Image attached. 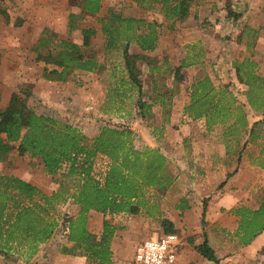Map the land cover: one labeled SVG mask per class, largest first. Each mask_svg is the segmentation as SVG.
<instances>
[{"label": "trees", "instance_id": "16d2710c", "mask_svg": "<svg viewBox=\"0 0 264 264\" xmlns=\"http://www.w3.org/2000/svg\"><path fill=\"white\" fill-rule=\"evenodd\" d=\"M132 1L144 11L159 13L165 19L175 22L188 17L194 0ZM81 2V12L68 14V34L78 28L74 24L76 17L82 18L85 14L96 15L102 9V0ZM225 5L227 17L237 19L240 16L239 12L230 8L229 1H226ZM0 13L7 14L2 7ZM97 19L104 37V47L111 49L123 45L121 54L125 81L135 85L138 94H141L140 68L137 64L139 54L130 52L129 43L134 41L141 50L154 49L158 38L155 21L123 16L114 10L107 11ZM79 30L80 42H75L68 38H56L54 31L47 27L42 28L30 50L35 54L36 61L43 62V79L65 81L74 70L93 72L102 67L97 58L88 52L90 37L96 34V29L81 27ZM252 32L256 36L257 30ZM167 57L162 64L151 68L163 78L160 84L152 75L151 81L154 88L159 84L165 86L164 90L158 92L159 101L162 103L160 112L164 118L170 112L172 96L180 79V67L187 64L182 59L180 64L173 65ZM255 64L256 61L250 57L234 62L237 80L247 87L244 92L245 101L240 103L226 85L215 87L209 77L204 75L195 79L187 88L188 101L183 110L191 118H203L207 129L215 124L222 125L221 136L226 154L230 151L231 143L237 147L241 145L237 161L241 151L246 149L248 144L256 145L258 150L255 156H252L253 161L264 168V75L255 71ZM123 80L124 78L120 77L118 82L122 84ZM114 89L119 93V85ZM33 95L35 97L36 94ZM29 96H32L29 91H13L5 107L0 110V161L7 159L12 150V143L16 142L21 153L40 159L45 174L54 175L65 167L66 180L55 192L47 195L29 181L12 174L0 173V239H5L4 243L0 242V247H5L8 241L13 240L10 227L20 222L27 213L37 214L46 209L43 204L52 207L54 203L70 199L78 205V213L68 219L67 238L72 244L62 246L61 252L74 254V248H78L80 253L91 259L94 264H113L111 241L116 230L122 226L112 223L109 218L143 211L148 216L152 215L153 211L158 213L157 204L149 203L145 193L154 189L163 194L172 184L173 175L169 170L167 158L158 148H136L127 128L106 125L93 137L88 138L68 122L37 113L28 104ZM137 102L138 114L144 117V114L150 113L151 103L142 98ZM249 111L256 113L258 117L251 124L247 118ZM97 157H103L106 161L102 172L94 171ZM176 207L188 208L186 198L182 197ZM90 210L103 215L98 235L86 227L87 213ZM232 212L239 217L236 235L243 244H248L264 230V200L256 209L238 206ZM159 221L161 232H176L168 218L161 217ZM38 231L34 234L35 241H42L48 236L46 226ZM194 248L202 257L215 264L220 262L207 239L204 238Z\"/></svg>", "mask_w": 264, "mask_h": 264}, {"label": "rangeland", "instance_id": "374dc122", "mask_svg": "<svg viewBox=\"0 0 264 264\" xmlns=\"http://www.w3.org/2000/svg\"><path fill=\"white\" fill-rule=\"evenodd\" d=\"M103 2L105 4L98 14H85L82 18L76 17L74 24L78 28L71 30V33L68 34L66 32L67 26L58 30L45 26L43 23L52 19L60 25L61 21L65 20L70 12L74 14L81 12V0L0 1V7L7 12L5 15L0 13V110L5 107L9 95L13 91H29L32 96L27 98L28 104L37 113L52 116L62 122H68L88 138L93 137L101 127L112 125L118 128H127L131 132L133 145L138 149L149 146L158 148L161 152L166 151V154L169 150L172 151V154L175 150L182 152L180 148L176 149V146H174V143L177 142V132L173 130L170 135L165 136L163 127L160 129L156 121L155 115L161 109L157 110L153 106V108H150V113L144 114L143 131L139 130L136 124L138 99L142 98L147 102L150 99L149 96H151L149 94L150 89L147 88V82L150 80L148 78L149 67L162 64L164 59L169 56L168 43L170 42L175 43L171 53L174 56L181 57L178 61L179 64L182 59L187 63L185 66L180 67V79L177 87H175V89H181L178 94L180 103L186 98L185 96H188L189 90L187 88L190 84L204 75L209 77L215 87L226 85L227 89L232 91V94L240 103L246 100L244 92L247 87L237 80L234 62L249 57V54H245V57L241 58L244 55V49L240 48L239 45L226 50V52L228 51L227 54L232 53L231 58L228 56L225 60H219L223 54L222 51H212V55L217 54L218 58H215L214 55L212 57L206 55V50H210L204 48V46L208 45L196 41L194 36L186 35L181 27L170 29L168 24H159L154 17H149L150 14L144 12L142 14L134 13L131 10L132 0H104ZM258 2L262 4L264 0H257ZM229 3H231L232 7L230 8L232 10L242 13L241 5L243 4L236 0L229 1ZM109 10H114L123 16L135 15L147 21H155V28L158 30L157 33L159 32L158 37L161 36V43L156 41L152 50H141L134 41L129 43L130 52L137 51L139 54L137 64L140 68L141 94H138V88L135 85L125 81L121 54L123 45L120 44L111 49L104 47V37L97 18ZM226 18H229L227 17V11L224 13V19L226 20ZM35 25L37 27H34ZM41 25H43V28L47 27L49 30L54 31L56 38H68L75 42H80L79 28H95L96 34L90 37L88 52L97 58L102 67L89 75L87 73L84 75L69 74L65 81L43 79L41 76L43 62L36 61L35 54L30 50L31 45L42 30ZM171 30H174L173 34H175L172 38L169 33ZM233 32L235 33L230 38L235 43L237 32L242 33L244 31H240V29L237 31L233 26L232 31H227L226 34L230 36ZM255 38L253 32L249 31L246 39L250 42L245 52H251V54L255 52L253 49ZM254 69L259 74L264 75V61L256 62ZM120 77L124 78L122 84L118 82ZM70 85L73 89L80 91L79 95L75 96V94L69 93ZM116 85H119V93H116L114 89ZM158 89L164 90L165 86L162 85ZM183 89H185V92ZM33 94H36L35 97H33ZM247 118L251 124L258 117L256 113L249 111ZM193 127L197 133H201L200 125L195 123ZM205 130L221 133L222 125L215 124L210 126L209 129L205 126ZM181 147L184 152L188 149V144L182 142ZM236 149H238L236 144L231 143V153L236 152ZM189 150L191 149L189 148ZM244 150L255 156L258 149L256 145L250 143ZM165 156L168 167H171L174 160L173 155ZM105 163L103 157H97L94 163V171L102 172ZM0 173L30 178L33 180L34 185L39 186L38 188L47 195L55 192L59 185L66 180L65 167H62L54 175L45 174L40 159L31 157L27 153H21L17 149L16 142L12 143V150L7 159L0 161ZM185 194L190 195L188 190L179 188L175 190L172 186H169L163 194L157 193L154 189H149L145 196L148 198L149 203L157 204L158 215L153 211L152 215L148 216L143 211L138 214L109 218L112 223L122 226L116 230L111 241L112 256L115 255L116 260L115 264H130L136 245L162 231L160 217H158L160 214L169 216L174 222L175 233L181 241L179 248L181 264H215L214 262L208 263L204 257L195 252L194 246L204 238L214 247L216 255L220 259L218 264H264V230L257 234L258 237L254 247L245 246L247 244H243L236 235L239 219L233 220L234 227L228 231L226 227H223L220 220L217 221L224 211L229 213L233 209L227 211L226 208L224 209L219 205L217 206L218 209L211 211V217L207 218L206 211L208 209V199L210 198L199 197L198 200L193 201L191 211L185 213L183 211L189 209V206L185 209L176 207L180 204L181 198L185 197ZM43 206L46 209L37 214L27 213L20 219V222L10 227L13 240L8 241L5 247H0V264L46 263L50 255L56 251H62V246L72 244L67 238L68 219L77 215L78 205L67 199L65 202L54 203L52 207L44 204ZM35 210L38 209L35 208ZM102 218L101 213L90 210L86 219L87 229L98 235L101 231ZM11 220H13V217H11ZM24 223L29 224V226ZM45 226L48 236L42 241H35L34 234L45 228ZM4 241L5 239H0L1 243H4ZM73 253L65 254L77 257L85 256L80 253L78 248H74ZM85 258L88 264H94L91 259Z\"/></svg>", "mask_w": 264, "mask_h": 264}, {"label": "crops", "instance_id": "0c3cea01", "mask_svg": "<svg viewBox=\"0 0 264 264\" xmlns=\"http://www.w3.org/2000/svg\"><path fill=\"white\" fill-rule=\"evenodd\" d=\"M103 1L104 0H102V6L105 4ZM225 1L233 0H194L192 6L190 7V14L188 17L182 21L175 22L165 19L163 15L159 13L144 11L134 2H132L131 10L138 14H142L143 12L145 14H150L149 17H154L159 24H168L170 29L173 27H181L186 35L189 34L194 36L196 41H201L202 43H205V45H208L204 46V48L210 50H206V55H210L211 57L214 55L216 58L217 54L212 55V51L219 50V52H223L219 60H225L228 56L231 58L232 53L227 54L228 51L226 52V50H230L232 47L239 45L240 48L244 49V55L241 58L245 57V54H249V57L256 62L264 61V2L260 4L259 2L257 3V0H236L239 1L240 4H243L241 5V10L243 11L240 16L234 20V22L230 17V19H224V13L227 11ZM133 16L136 17L135 15ZM67 24L68 14L65 20L61 21L60 25L56 24V22L52 19L43 23L45 26L58 30L59 28L61 29L66 27ZM43 25L40 26L41 29L43 28ZM233 26H235L237 31H239V29L240 31H244L242 33L237 32V40L235 43H233V39L230 38L233 37L235 32L230 34V36L226 34L227 31H232ZM34 27L37 26L35 25ZM251 29L257 30L255 44L253 47L255 52L253 54H251V52H245L247 46H249L248 43L250 42L246 38L249 31H252ZM169 33L171 38L174 37V30H171ZM160 39L161 36L158 37L157 41L160 42ZM168 44L169 56L167 58L173 65H178V61H180L181 57L179 58L171 53V49L175 43L170 42ZM175 61L177 62L175 63ZM151 68L152 66L149 67L148 76L150 80L147 82V88L149 87V94H151V96H149L150 99H148L147 102L151 103L152 108L154 106L155 109L159 110L162 109V103L158 98V87H161L160 84L163 78L159 72L152 70ZM73 73L76 75H84L85 73H87V75L91 74V72L89 73L78 70H74ZM152 75L155 76V79L160 83L159 86H156L157 88H154V85L152 84ZM183 90L185 92V89ZM76 92L78 93L76 94ZM81 92L83 91L81 90ZM179 92H181V89H176L174 95L172 96L168 116L164 118L160 111L157 112L155 116L160 129L163 125L162 129H164L165 136L170 135L173 130L177 132V142L174 143V146H176V149L180 148L182 152L175 150L172 154V151L169 150L168 154H166V151H163V153L167 155V157L173 155L174 159L172 166H169V170L173 175V182L170 186H172L175 190L177 188L181 190L186 189L190 193V195L185 194V198L190 208L188 207L189 209H186L183 212L186 213V211H191L193 201L198 200L199 197L210 198L208 199V209L206 211L207 218L211 217V211L218 209L217 206L219 205L224 209L226 208L227 211L238 206H245L250 209L258 208L261 201L264 200V168L256 165L253 161L252 155L249 154L250 152L248 153V151L245 150L241 151L239 161H237L241 145L238 147L236 152L231 153V151H229V153L226 154L221 133L217 131L212 132L211 130L207 132V130H205V122L203 118H191L186 115L183 109L184 105L188 101V96H185L186 98L180 103L178 101ZM69 93H73L77 96L80 91L73 89L70 85ZM136 117V124L138 125L139 130L143 131L142 123L144 117L140 114H137ZM195 123L200 125L201 133H197L194 129L193 126ZM182 142H186V144H188V149L184 150V152L181 147ZM189 148L191 150H189ZM18 177L34 184L33 180L30 178L22 177L21 175H18ZM220 184L222 185L220 186ZM257 199L259 200L257 201ZM160 210L162 209L160 208ZM158 217H165L171 222L173 221L172 218L167 215L160 214ZM237 219H239V217L231 211H229V213H225L224 211L223 215L218 218L217 221L220 220L223 227H226L228 231L234 227L232 223L233 220ZM257 237L258 236L256 235L245 246L254 247ZM212 248L214 249V247ZM85 257L86 256L77 257L67 255L61 251H56L49 256V260L46 261V263L88 264ZM204 259L208 263H212V261L206 258ZM112 261L113 264L116 263L115 255L112 256Z\"/></svg>", "mask_w": 264, "mask_h": 264}, {"label": "built area", "instance_id": "2783aa9c", "mask_svg": "<svg viewBox=\"0 0 264 264\" xmlns=\"http://www.w3.org/2000/svg\"><path fill=\"white\" fill-rule=\"evenodd\" d=\"M180 246L175 232H160L136 245L130 264H181Z\"/></svg>", "mask_w": 264, "mask_h": 264}]
</instances>
